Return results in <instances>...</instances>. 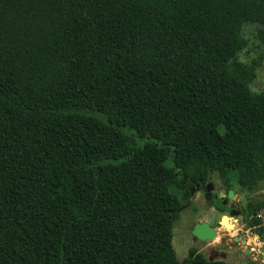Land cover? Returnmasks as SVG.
<instances>
[{"label": "trees", "instance_id": "obj_1", "mask_svg": "<svg viewBox=\"0 0 264 264\" xmlns=\"http://www.w3.org/2000/svg\"><path fill=\"white\" fill-rule=\"evenodd\" d=\"M245 24L264 0H0V264H226L178 261L171 187L264 179Z\"/></svg>", "mask_w": 264, "mask_h": 264}, {"label": "rangeland", "instance_id": "obj_2", "mask_svg": "<svg viewBox=\"0 0 264 264\" xmlns=\"http://www.w3.org/2000/svg\"><path fill=\"white\" fill-rule=\"evenodd\" d=\"M259 29L260 27L256 24L243 26L241 35L245 41V48L237 54L236 59L247 65L255 62L254 76L249 81L248 88L253 93L264 95V47L256 38ZM211 179L213 185H218L221 182L226 184L217 174H214ZM231 189L235 194L241 192L240 197L229 201L235 203L238 208L245 207L248 203L264 202V179L257 182L251 193L239 191L236 187ZM171 192L178 197L182 193L176 186L171 187ZM189 202V205L179 213V219L172 232V245L180 263L188 257V252L191 249L196 250L208 262L222 261L226 264H240L241 261H247L249 264L256 263L255 258L261 249H264V236H258L248 224L242 223L241 216L230 219L229 223L234 226L233 230L216 227L217 222L226 213L223 211L221 213L213 212L208 208V203L200 193ZM261 214L264 217V211ZM210 221L215 223L217 237L211 242L195 239L192 236L193 226ZM235 238L238 239V242H234ZM246 251H250L249 256H244ZM259 264H264V262Z\"/></svg>", "mask_w": 264, "mask_h": 264}, {"label": "flooded vegetation", "instance_id": "obj_3", "mask_svg": "<svg viewBox=\"0 0 264 264\" xmlns=\"http://www.w3.org/2000/svg\"><path fill=\"white\" fill-rule=\"evenodd\" d=\"M211 180L212 179L210 178V181H208V182H204V181H200V180L199 181H190V180H187L186 178H183V177H177V184H178L177 188L179 189L180 192H182L180 195L181 200H184L182 198H184L185 192L188 191V194H189V199L187 201H185V203L182 204L180 208L185 207L186 205L188 206L190 203L189 200L197 197V194L200 193V194H202L203 199L208 203V208L212 209L213 212H215V213H221L223 211L227 215L231 211V208H230L231 205H233L234 211H236V212L240 211L235 203H231L226 199L227 192L230 190V187H229L230 184H228V183L222 184V182H221L218 185L217 184L213 185ZM221 181H223V180H221ZM238 197H240V195H238V193L235 194L234 200H236ZM239 216H241V211H240ZM219 222H217L216 227L222 228L220 226ZM207 223H209V222H207ZM214 225H215V223H213L212 228L215 229ZM249 255H250V253H249ZM259 259H262V260L259 261ZM263 260H264L263 254L260 251L259 255L255 258V262L261 263V262H264ZM240 264H242V261Z\"/></svg>", "mask_w": 264, "mask_h": 264}, {"label": "water", "instance_id": "obj_4", "mask_svg": "<svg viewBox=\"0 0 264 264\" xmlns=\"http://www.w3.org/2000/svg\"><path fill=\"white\" fill-rule=\"evenodd\" d=\"M238 195H241V192L238 193ZM226 199L228 201L235 199V192L234 190L230 189L227 192V196ZM187 205L185 207L179 208L176 212L179 214L184 208H186ZM231 211L227 214L221 217V220L219 222L220 226L226 230H233L234 226L230 225L229 221L232 218H238L240 215V211H234V207L233 205H231ZM242 223H245L244 220L241 221ZM213 221H210L209 223L207 222H203L200 224H196L193 226L192 228V236L200 241H207V242H211L213 241L218 233L217 230L212 228L213 225ZM234 242H238L237 239H234ZM249 251H246L244 253V256H248L249 255ZM261 253L263 254V258H264V249L261 250ZM262 259H259V261H261ZM242 264H248L246 261H242ZM255 264H259V263H255Z\"/></svg>", "mask_w": 264, "mask_h": 264}, {"label": "built area", "instance_id": "obj_5", "mask_svg": "<svg viewBox=\"0 0 264 264\" xmlns=\"http://www.w3.org/2000/svg\"><path fill=\"white\" fill-rule=\"evenodd\" d=\"M256 217L261 221V225H264V217L261 212H259Z\"/></svg>", "mask_w": 264, "mask_h": 264}, {"label": "bare ground", "instance_id": "obj_6", "mask_svg": "<svg viewBox=\"0 0 264 264\" xmlns=\"http://www.w3.org/2000/svg\"><path fill=\"white\" fill-rule=\"evenodd\" d=\"M230 225H232V224H230ZM237 241H238V239H237Z\"/></svg>", "mask_w": 264, "mask_h": 264}]
</instances>
